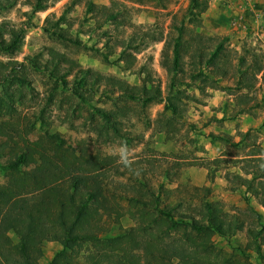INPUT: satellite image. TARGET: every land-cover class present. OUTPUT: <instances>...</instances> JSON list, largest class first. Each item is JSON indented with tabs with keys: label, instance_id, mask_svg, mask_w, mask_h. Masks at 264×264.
<instances>
[{
	"label": "rangeland",
	"instance_id": "1",
	"mask_svg": "<svg viewBox=\"0 0 264 264\" xmlns=\"http://www.w3.org/2000/svg\"><path fill=\"white\" fill-rule=\"evenodd\" d=\"M71 1L0 0V38L9 41L11 31L20 38L15 53L0 51L1 62L16 63L0 76V99L8 107H0V124L13 142L21 146L22 142L38 141L50 153L58 150L86 165L100 160L101 166L89 164L86 169L100 174L102 187L115 194H120L121 187L162 185L190 198L192 187H209L206 199L221 203L224 212H241L248 202L264 216L255 197L225 180L227 173H240L238 160L264 151V75L256 73L257 68L264 71L261 40L247 35L248 31L203 35L214 41L228 38L221 60H217L220 66L226 61L222 68L226 77L218 78L211 68L198 67L196 71L203 70L205 76L192 81L188 78L189 59L184 56L185 73L173 78L161 65L165 53L171 56V48L164 49V40L177 35L174 26L171 28L170 13L176 11L173 25H180L189 0H99L90 9L89 0ZM37 4L54 9L39 13ZM185 27L188 41L197 32L202 34L206 26L202 19L200 28L195 23ZM160 34L163 40L153 41ZM121 41H132L128 53L135 59L130 68L120 61ZM214 41L205 45L213 49ZM49 50L64 54L81 69L134 86L146 83L158 88L162 98L144 104L106 91L101 84L85 92L86 100H80L71 89L75 72L68 74L67 66L60 65L52 76L42 68ZM240 70L247 76L239 84ZM165 100L176 106L174 114ZM98 109L118 115V136L100 118ZM225 137L236 145L220 140ZM16 147L11 154L6 149L0 163L11 165L18 155ZM29 169L25 165L21 171ZM5 181L0 170V185ZM121 205L124 216L119 226L129 228L133 225L129 208L125 202ZM211 241L216 251L233 259L264 264V245L259 258L245 232L225 239L214 236ZM60 249L58 242L44 243L39 264H48Z\"/></svg>",
	"mask_w": 264,
	"mask_h": 264
},
{
	"label": "trees",
	"instance_id": "2",
	"mask_svg": "<svg viewBox=\"0 0 264 264\" xmlns=\"http://www.w3.org/2000/svg\"><path fill=\"white\" fill-rule=\"evenodd\" d=\"M92 6L88 1V9ZM42 8V5H35V11ZM207 8L208 0H189L180 25H173L176 14L171 16V28L174 26L177 35L169 37V41L164 40V49L171 48V56L165 53L161 65L173 78L185 73L181 63L184 56L189 59L190 80L197 81L205 76L203 70L196 71L198 67L211 68V73L218 78L226 77L223 71L226 61L220 66L217 60H221L228 38L214 41L197 32L188 41L184 39L185 24L195 23L200 28L202 14ZM10 34L9 41L0 38L3 53L13 54L19 49V33L11 31ZM162 40V34L153 38L155 42ZM132 41L120 42V61L126 68H130L135 59L128 53ZM212 41L215 45L209 49L205 44ZM48 56L42 68L50 75H57L60 65L67 66L68 74L75 72L71 89L80 100H86L85 92L101 84L106 86V91L144 104L162 98L158 88H149L146 83L134 86L90 69H81L55 50H49ZM13 64L16 63L0 61V76ZM260 72L264 75L262 67L256 69V73ZM238 73L240 84L247 75L243 70ZM61 80L67 84L66 79ZM165 101L166 108L174 114L176 106L170 100ZM1 106L8 108L5 100L0 99ZM97 112L118 136V115L103 109ZM220 140L236 145L229 137ZM12 142V135L0 124V158L6 149L11 154L13 146H17L18 154L11 165L0 163V170L6 177L5 183L0 185V264H39L44 243L52 241L58 242L61 249L48 264H251L216 251L211 241L214 236L225 239L241 232L246 233L257 257H262L264 216L248 202L245 210L230 215L224 212L221 203L206 199L209 187H192L194 195L190 198L178 196L177 189H166L162 185L121 187L120 194H115L108 187H102L100 174L86 169L89 164L101 166L100 160L86 165L58 150L50 153L38 141L22 142L21 146ZM261 152L257 157L252 154L238 160L240 173H227L225 180L232 188L242 187L244 193L255 197L264 209V151ZM25 165L30 169L21 171ZM122 202L127 204L133 221L129 228L119 226L124 216ZM170 235L169 240L164 239Z\"/></svg>",
	"mask_w": 264,
	"mask_h": 264
},
{
	"label": "crops",
	"instance_id": "3",
	"mask_svg": "<svg viewBox=\"0 0 264 264\" xmlns=\"http://www.w3.org/2000/svg\"><path fill=\"white\" fill-rule=\"evenodd\" d=\"M80 0H72L78 2ZM91 3L99 4V0H89ZM92 4V5H93ZM45 9V10H44ZM54 7H43L39 13L53 10ZM176 11L170 13V16ZM204 36H215L216 34L238 31L247 32L264 45V0H208V8L202 14ZM248 28H244V24ZM235 42V41H234Z\"/></svg>",
	"mask_w": 264,
	"mask_h": 264
},
{
	"label": "clouds",
	"instance_id": "4",
	"mask_svg": "<svg viewBox=\"0 0 264 264\" xmlns=\"http://www.w3.org/2000/svg\"><path fill=\"white\" fill-rule=\"evenodd\" d=\"M123 161H124V157L121 156L120 162L123 163ZM123 164H124V163H123ZM125 165H126V164H125Z\"/></svg>",
	"mask_w": 264,
	"mask_h": 264
},
{
	"label": "built area",
	"instance_id": "5",
	"mask_svg": "<svg viewBox=\"0 0 264 264\" xmlns=\"http://www.w3.org/2000/svg\"><path fill=\"white\" fill-rule=\"evenodd\" d=\"M230 1H232V0H230ZM243 24H244V23H243ZM243 26H244L245 29L248 28V25H247L246 23H245Z\"/></svg>",
	"mask_w": 264,
	"mask_h": 264
}]
</instances>
